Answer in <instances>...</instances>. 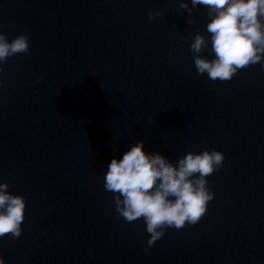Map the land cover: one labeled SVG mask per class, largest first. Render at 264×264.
Wrapping results in <instances>:
<instances>
[{"label": "water", "instance_id": "1", "mask_svg": "<svg viewBox=\"0 0 264 264\" xmlns=\"http://www.w3.org/2000/svg\"><path fill=\"white\" fill-rule=\"evenodd\" d=\"M179 4L0 0V31L30 38L0 74V183L26 202L21 236L0 238L5 264H264V68L198 75L190 42L210 40V18L197 6L188 24ZM139 141L173 164L225 156L199 223L147 251L144 220L119 217L104 189L111 160Z\"/></svg>", "mask_w": 264, "mask_h": 264}, {"label": "clouds", "instance_id": "2", "mask_svg": "<svg viewBox=\"0 0 264 264\" xmlns=\"http://www.w3.org/2000/svg\"><path fill=\"white\" fill-rule=\"evenodd\" d=\"M180 0L179 8L186 10L188 24L196 23L193 9L203 6L210 18L206 31L210 40L196 32L190 42L197 74H207L212 81H230L236 73L260 64L264 68V0ZM159 10L150 11L149 21L161 17ZM214 55L208 59L201 53L209 48ZM30 54V38L20 34L9 42L0 31V74L3 64L16 55ZM43 80V76L37 81ZM0 79V87L3 86ZM152 117H150V121ZM225 156L217 150L188 152L175 164L158 154H146L144 142L139 141L123 158H113L104 176V189L113 194L115 212L126 222L143 219L149 234L150 249L165 235V230L183 229L196 225L208 210L215 193L207 177L221 169ZM7 182L0 183V238L18 239L22 234L26 202L13 195ZM0 264H5L0 255Z\"/></svg>", "mask_w": 264, "mask_h": 264}]
</instances>
